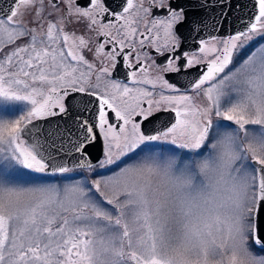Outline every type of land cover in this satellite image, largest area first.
<instances>
[{
    "label": "snow or ice",
    "instance_id": "obj_1",
    "mask_svg": "<svg viewBox=\"0 0 264 264\" xmlns=\"http://www.w3.org/2000/svg\"><path fill=\"white\" fill-rule=\"evenodd\" d=\"M5 4L0 264H264V0L192 49L179 30L203 21L172 0ZM83 96L73 135L52 118Z\"/></svg>",
    "mask_w": 264,
    "mask_h": 264
},
{
    "label": "water",
    "instance_id": "obj_2",
    "mask_svg": "<svg viewBox=\"0 0 264 264\" xmlns=\"http://www.w3.org/2000/svg\"><path fill=\"white\" fill-rule=\"evenodd\" d=\"M180 5L184 6L187 11L189 22L203 21L200 24L199 33L191 31L190 24L182 27L181 31L184 44H191L197 41L198 37L208 38L209 36H228L245 28L249 22V17L253 13V0H178ZM11 0H7L10 4ZM0 6H6L0 5ZM184 85V84H182ZM79 96V94H77ZM91 101V103H90ZM73 110L69 115L64 117L52 118L53 121L59 122L62 127L69 129L73 135L77 134L75 117L82 114L90 122L95 115V100L92 97L83 96L73 101ZM87 108L88 111H84ZM162 117H171L170 113L160 114ZM46 123V122H44ZM167 123V120H163ZM157 126H160L159 124ZM67 139V137H65ZM100 146L91 149L93 162L99 154ZM65 163L74 166L75 157L69 156Z\"/></svg>",
    "mask_w": 264,
    "mask_h": 264
},
{
    "label": "flooded vegetation",
    "instance_id": "obj_3",
    "mask_svg": "<svg viewBox=\"0 0 264 264\" xmlns=\"http://www.w3.org/2000/svg\"><path fill=\"white\" fill-rule=\"evenodd\" d=\"M108 3H109V5H111L113 8H115V7H117L118 6V4L120 3V0H108ZM172 3H174V4H176V3H179V1L178 0H172ZM180 4V3H179ZM155 11H162V10H159V9H157V10H155ZM27 19V18H26ZM68 31H75L76 32V34L77 35H85V37L86 38H88V37H90V36H93V34L92 33H87V32H85L84 31V29H83V26L82 25H72V26H70L68 29H67ZM141 31H143V28L141 27ZM180 35L182 36V34H181V31H183V29H182V27L180 28ZM216 37H218V38H220V39H223V38H226L227 36H216ZM197 43V41H194L193 43H191V44H184L183 43V46H184V48H186V49H192L194 46H195V44ZM95 46V40L93 39V47ZM108 49L106 48V51H107ZM138 50H139V46H138ZM146 51H148V52H152L153 50L149 47V48H147V49H145ZM84 54H85V56H86V58H88L89 60H91L92 59V54L91 53H89L87 50H85L84 51ZM156 59H157V61L159 62V61H162V60H164V57H159V56H157L156 57ZM127 71H129L128 69H125L124 67H122L121 65H118L117 66V69H116V71L113 73V78L114 79H118V80H121V81H123V82H125V83H127L128 82V80H127V77H126V73H127ZM193 71H195V70H193ZM153 76H155V71H153L152 73H151ZM166 75V77L170 80V81H172V82H175V83H178V84H180V85H182V84H186L187 82H188V80H190L192 77L191 76H179V77H177V76H175L174 74H165ZM150 87V86H149Z\"/></svg>",
    "mask_w": 264,
    "mask_h": 264
},
{
    "label": "rangeland",
    "instance_id": "obj_4",
    "mask_svg": "<svg viewBox=\"0 0 264 264\" xmlns=\"http://www.w3.org/2000/svg\"><path fill=\"white\" fill-rule=\"evenodd\" d=\"M97 171H105V170L98 169ZM69 175H71L72 177H74L76 180H83L86 177L92 178L94 176V173L93 174H90V173H87V172H82L79 169H77L75 172H73V173H71ZM96 178H99V177H96ZM49 179L52 180L53 182H55L57 180V178H49Z\"/></svg>",
    "mask_w": 264,
    "mask_h": 264
}]
</instances>
